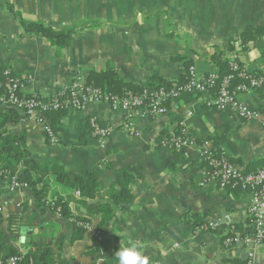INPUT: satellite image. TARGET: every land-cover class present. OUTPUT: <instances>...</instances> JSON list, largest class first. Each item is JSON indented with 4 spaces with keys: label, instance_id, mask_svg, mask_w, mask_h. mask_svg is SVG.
<instances>
[{
    "label": "crops",
    "instance_id": "0c3cea01",
    "mask_svg": "<svg viewBox=\"0 0 264 264\" xmlns=\"http://www.w3.org/2000/svg\"><path fill=\"white\" fill-rule=\"evenodd\" d=\"M22 22L40 23L56 32L80 29L66 49L58 50L46 38L27 35ZM91 23L98 26L84 28ZM248 31L257 34L246 39ZM230 42L234 50L227 57L237 55L248 73L264 76V0H0V69L32 77L28 95L63 93L78 79L88 84L90 73L109 67L125 82L138 85L154 75L175 85L187 62L205 78L218 70L211 61L215 49ZM215 95V91L184 94L167 105L164 116L135 112L138 137L123 132L125 112L102 103L68 111L59 123L48 115L56 145L35 119L17 112L19 121L6 125V130L22 138L21 148L37 164L60 168L70 178L97 171L99 193L85 199L80 192L73 195L72 214L89 219L91 225L82 241L71 243L72 221L47 204L38 207L28 188L12 191L9 182L0 179V205L6 207L0 218V241L22 254L34 245L43 246L52 251L57 264H102L89 253L100 239L98 211L127 172L135 182L131 202L117 213L125 221L114 240L117 250L120 244L135 242L151 264H247L249 248L227 247L224 241L230 235H253L251 195L207 182L211 169L202 145L209 142L210 151L224 152L244 173L261 169L264 99L260 92L238 97L260 115L247 122L233 111L208 108L206 101ZM91 118L112 130L104 146L92 136ZM182 122L195 146L173 150L159 145L162 135L170 139L180 135ZM226 215L232 217L234 233L227 227L196 233L198 225ZM12 217L19 218V232L11 236ZM114 227L110 223L108 237ZM255 252V264H264V244Z\"/></svg>",
    "mask_w": 264,
    "mask_h": 264
},
{
    "label": "built area",
    "instance_id": "2783aa9c",
    "mask_svg": "<svg viewBox=\"0 0 264 264\" xmlns=\"http://www.w3.org/2000/svg\"><path fill=\"white\" fill-rule=\"evenodd\" d=\"M231 60L232 74L224 78L216 95L206 101V106L219 111H233L247 122L258 120L260 118L259 113L241 104L238 97L241 94L260 92L264 99V76L248 73L238 61L237 55H234ZM235 78L243 80V83L231 88ZM216 80V74L210 75V78H199L195 68H190V80L184 85H174L170 90L161 88L155 93L144 92L141 95L128 93L121 98L102 92L78 79L65 92L43 97L26 93L33 82L32 77L19 76L14 74L10 68H3L0 69V108L13 109L20 112L25 118L35 119L43 127L50 143L56 145L58 139L46 118L50 113L83 111L91 102L102 103L114 111L125 112L128 118L123 124V132L130 137H138L139 133L136 131L133 122L135 112L142 111L151 117L164 116L167 114L165 104L168 100L174 101L184 94L210 92L215 87ZM89 126L92 136L101 146H104L111 136L112 130L102 126L97 118H91ZM180 126V135L171 138L163 147L181 150L195 146L188 138L185 123L182 122ZM202 148L206 150L205 155L211 168L207 178L208 183H215L222 189H236L251 195L249 216L252 220L253 235L243 238L230 235L227 236L224 243L227 247L244 244L249 248L247 264H255V250L264 244V166L256 172L244 173L230 162L224 152L218 154V152L210 151L208 149L209 142H205ZM6 181L9 182L12 191L27 188L18 182L16 177L7 175ZM5 209V205H0V216L5 213ZM223 227L229 228L233 233L235 232L230 215L218 220L203 222L196 227V233L216 232ZM0 264H22V257L15 256L4 259L0 256Z\"/></svg>",
    "mask_w": 264,
    "mask_h": 264
},
{
    "label": "trees",
    "instance_id": "16d2710c",
    "mask_svg": "<svg viewBox=\"0 0 264 264\" xmlns=\"http://www.w3.org/2000/svg\"><path fill=\"white\" fill-rule=\"evenodd\" d=\"M9 11L14 16H19L13 8L8 5ZM24 32L30 36H39L48 39L51 44L58 50L66 49L74 35L80 27H73L63 32H56L52 28L40 23L22 22ZM96 23L84 25V28L97 27ZM255 31H248L246 39H251ZM234 50V44L227 43L223 47H217L211 55V61L217 67V80L212 91L219 90L224 78L232 74L231 58L227 57V52ZM190 63H185L180 79L175 85H184L190 80ZM205 78H210V75ZM88 85L101 90L102 92L119 97H125L128 93L141 95L144 92L155 93L161 88L170 90L173 83L166 82L157 75L149 77L142 85L125 82L117 71L109 67L104 72H92L88 77ZM243 83V80L235 78L232 87ZM173 100H168L167 105ZM68 111H59L50 113L49 116H55L59 123L65 118ZM20 116L13 109L5 108L0 110V179L6 181V176L16 177L17 181L26 186L34 195L38 207L43 208L49 202V207L58 212L65 220H70L74 224L71 243L82 241L88 232L91 221L86 218H79L72 214L70 210L71 202L75 201L73 195L80 192L82 199L95 197L99 193L97 182V171L87 172L80 178H70L66 176L60 168H48L37 164L31 157L30 153L21 148L22 138L10 135L6 130V125L15 124L19 121ZM170 138L162 135L158 140L162 146ZM220 154V152H218ZM211 169V168H210ZM211 171V170H210ZM135 182L132 175L124 172L122 180L117 188L112 187L108 193L106 201L100 206L99 213L102 221L97 228L99 240L90 250L91 255H97L102 260V264H114V253L117 251L114 240L116 234L123 230L125 221L117 218L118 210L121 206L126 205L132 200L131 185ZM85 204V203H84ZM1 218V216H0ZM19 219V218H18ZM18 219L10 218L8 232L12 236L19 232ZM114 222V233L108 237L107 229L110 223ZM4 251H7L4 254ZM0 256L4 259L10 257H22V264H57L53 258L52 251L43 248L40 245H34L26 254L19 253L9 247L5 241H0Z\"/></svg>",
    "mask_w": 264,
    "mask_h": 264
},
{
    "label": "clouds",
    "instance_id": "9594fccd",
    "mask_svg": "<svg viewBox=\"0 0 264 264\" xmlns=\"http://www.w3.org/2000/svg\"><path fill=\"white\" fill-rule=\"evenodd\" d=\"M141 16L142 13L138 12L137 19L139 20ZM114 257V264H151L150 258L140 250L135 242L127 245L120 244Z\"/></svg>",
    "mask_w": 264,
    "mask_h": 264
},
{
    "label": "water",
    "instance_id": "95a60500",
    "mask_svg": "<svg viewBox=\"0 0 264 264\" xmlns=\"http://www.w3.org/2000/svg\"><path fill=\"white\" fill-rule=\"evenodd\" d=\"M25 230H26V228H23V229L21 230V232H22V233H25Z\"/></svg>",
    "mask_w": 264,
    "mask_h": 264
}]
</instances>
